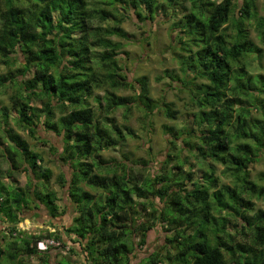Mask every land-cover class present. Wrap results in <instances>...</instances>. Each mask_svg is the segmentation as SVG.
Listing matches in <instances>:
<instances>
[{
  "label": "trees",
  "instance_id": "obj_1",
  "mask_svg": "<svg viewBox=\"0 0 264 264\" xmlns=\"http://www.w3.org/2000/svg\"><path fill=\"white\" fill-rule=\"evenodd\" d=\"M255 1L244 0L242 7L234 0L108 2L144 22H153L158 9L165 15L178 8L188 11L172 24L185 52L177 55L183 77L165 73L190 92L193 125L167 127L174 141L166 169L146 176L128 162L104 157L105 150L121 147L134 135L116 122L114 112L124 108L127 119L135 106L146 115L160 110L176 120L178 111L165 98L152 97L148 76L135 79V85L121 72L117 56L123 43L113 37L127 35L121 26L128 18L125 13L94 6L91 0H0V65L7 68L0 74V88L13 89L17 122L31 138L42 140L38 126L62 137L58 158L73 169L69 188L78 213L61 231L31 234L13 226L10 230L19 231L28 254L41 252L35 245L39 239L54 238L65 248L63 235L74 234L69 240L79 241L84 264H133L148 231L163 222L173 232L167 244H174V253L169 248L165 255L153 252L141 264H264V209L254 202L264 200V171L259 181L251 172L264 154V72L251 67L253 58L263 55L264 15L258 14ZM231 22L234 33L222 31ZM248 26L254 27L262 46ZM20 54L24 60L14 68ZM199 78L209 83H199ZM136 86L134 97L117 93ZM1 102L0 121L7 124L10 115ZM6 124L0 128V212L10 217V208L28 204L34 187L28 183L19 188L12 176L31 172L45 184L52 171L44 166L42 154ZM192 154L205 167L202 180L185 173ZM173 161L176 165L167 167ZM5 163L7 170L2 169ZM218 165L223 167L220 176ZM222 176L229 182H221ZM5 178L13 183L5 184ZM58 182L65 186V173ZM40 185L32 193L55 218L57 197L53 191L43 193ZM61 264L75 261L65 258Z\"/></svg>",
  "mask_w": 264,
  "mask_h": 264
},
{
  "label": "rangeland",
  "instance_id": "obj_2",
  "mask_svg": "<svg viewBox=\"0 0 264 264\" xmlns=\"http://www.w3.org/2000/svg\"><path fill=\"white\" fill-rule=\"evenodd\" d=\"M111 0H91L94 6L101 8H109L117 13L125 15L128 17L121 26L126 31V36H114L115 41H121L123 43L121 50L117 56L118 62L123 69V73L127 75L128 81L135 83V79L141 76H148L150 83V92L152 97L155 99L165 98L167 101L172 102L173 108L178 111V117L176 120L168 119L164 113L160 110H156L152 115H146L145 112L139 110L137 107L133 106V110L128 114L126 119L124 116V108H119L114 112L115 120L121 125H125L133 129L134 135L129 136L126 142L116 149H108L103 152L104 157H115L118 160L128 162L130 166H133L135 171H142L146 176L157 173L159 170L166 169L163 167L166 161L168 153L173 149L174 136L167 128L173 127H183L184 125H193L192 107L188 106L190 92L183 90L179 83V80H174L172 77L165 73L169 71L170 74L177 75L179 78L183 77V71L181 64L178 59V54L185 53L182 51V43L177 37L178 30H173V22L178 21L181 17L188 13L187 10L178 8V10L172 15H165L161 10H157L155 20L153 22H144L140 20L135 13H128L122 8V6L110 3ZM160 3L162 0H159ZM221 1V0H214ZM238 3L239 7H242L244 0H234ZM256 10L259 15H264V0L255 1ZM187 7L189 5L187 4ZM237 9L238 7L235 6ZM188 9V8H187ZM233 22L228 25H224L222 31L228 34L234 33ZM246 23L251 25L252 22L247 20ZM250 31V36L254 41L261 45L260 40L256 36V31L253 26H248ZM187 34L188 31H187ZM186 34V35H187ZM262 46V45H261ZM264 49V46H262ZM258 54H256L257 56ZM264 55V51H263ZM256 57L252 60L251 67H254L257 72H264V56ZM19 57V62L14 65V68L19 67L20 62H22L23 56L17 55ZM7 71L6 66L2 63L0 65V74ZM27 74L26 77H29ZM21 77V76H20ZM158 77H161L158 79ZM197 82L209 83L208 80L204 78H199ZM136 85V83H135ZM13 93V89L6 85L0 88V98L2 106L8 109L10 115L9 119L6 121L1 119L0 128L4 125L13 129V131L18 132L22 137L28 140L33 148H37L41 154L44 155L46 164L51 166L57 171V174L64 170L65 167L54 162V157L51 153H56L57 148L62 146V137L56 135L53 132H45L43 126H38L37 135L41 138H50L54 140L53 144L57 148L51 149L49 145L43 146L49 149L42 148L40 142H35V139L31 138L28 129L23 128L17 122L19 118L16 109L13 107L10 97ZM96 93L103 94L102 90H96ZM117 93L124 96L134 97L138 93L137 86L135 89L126 88L117 90ZM91 104L97 107L96 102L94 103L92 97L89 99ZM134 105V103H132ZM1 106V107H2ZM194 108V107H193ZM1 131V129H0ZM1 134V132H0ZM40 141V140H39ZM178 143V150L180 148L179 142L181 138L175 140ZM183 155H187L188 151L183 150ZM126 156V157H125ZM128 159V160H127ZM147 163V164H145ZM63 165V164H62ZM176 165L175 161L168 164L167 167ZM7 167V165H5ZM70 168V167H69ZM205 167L199 163V160L195 158L192 154L189 158V162L185 165V173L192 172L196 180H202V174ZM223 167L218 165L217 175L220 176V172ZM66 170V169H65ZM264 171V154L259 162H255L251 165V172L254 179L259 181V174ZM221 182H229L228 178L224 176L221 177ZM189 189L192 188V183L187 182ZM44 193V191H43ZM42 193V194H43ZM62 193V192H61ZM44 195V194H43ZM12 199V196L10 197ZM7 200V199H6ZM158 205H162L159 198L155 199ZM6 202V201H5ZM256 208L264 209L263 199H254ZM8 203V202H6ZM142 209L141 206H139ZM143 217H147L143 215ZM166 224L163 222L158 223L153 229L147 233V242L144 247L137 248L133 256V264H141L142 260L147 258L153 252H161L165 255L167 248L174 253V244H167L168 239L172 237L173 232L166 231ZM168 236V237H167ZM133 243L135 239L132 240ZM137 241V240H136ZM68 244V243H67ZM72 246L71 244H68ZM67 251L65 249H60ZM10 256L15 257L11 254ZM65 261V257L62 258Z\"/></svg>",
  "mask_w": 264,
  "mask_h": 264
},
{
  "label": "crops",
  "instance_id": "obj_3",
  "mask_svg": "<svg viewBox=\"0 0 264 264\" xmlns=\"http://www.w3.org/2000/svg\"><path fill=\"white\" fill-rule=\"evenodd\" d=\"M45 132H47L45 130ZM40 142L39 144L42 145V148L47 149L46 145H49L50 148L54 142L52 137L50 138H42V140H36L35 142ZM57 147V146H55ZM52 149V148H51ZM34 150L39 151L37 148ZM40 152V151H39ZM61 152V148H58V153L51 155L54 157V162L61 165V167H65L64 170L61 172L65 173L66 177V184L65 186L60 185L58 182L59 174L57 171L53 169L51 166L46 164L45 160L43 162L44 166H47L52 171V176L50 180L44 184V179L40 178L37 175H34L30 172H19L15 173L12 178L16 180L15 185L19 188H25L28 183L34 184L33 189L36 188L37 184H41L40 188H43L44 193L54 192L55 196L57 197L56 203L58 205V215L57 217H53L50 213V209L39 199H36L33 193H29V202L22 209H18L16 207L10 208L9 217L4 212H0V264H61L62 258L65 257L66 259L70 258L75 261V264H84V254L79 246V241L71 242L69 240L70 237L73 239L76 235H63L65 242L71 244L72 247L75 248L74 252H68L60 249H52L45 253H34L28 254L25 251L24 242L18 232V236L12 235V231L10 230L13 226H18L19 228L23 229L28 233L35 234V233H45L47 230H63L65 227L70 226L73 223L75 217L78 216V213L74 210V204L70 194L69 188V179L73 172V169L69 166L68 163H64L63 161L58 158L59 153ZM41 153V152H40ZM44 157V155L42 154ZM45 159V157H44ZM63 164V165H62ZM7 165V167L5 166ZM8 164L5 163L2 165V169L7 170ZM70 167V168H69ZM10 178V177H9ZM5 184L13 183L8 178L3 179ZM44 184V185H43ZM62 192V193H61ZM53 224L55 227H53ZM18 230V229H17ZM17 242V245L14 244ZM136 251V250H135ZM11 254L15 255V257L10 256Z\"/></svg>",
  "mask_w": 264,
  "mask_h": 264
},
{
  "label": "built area",
  "instance_id": "obj_4",
  "mask_svg": "<svg viewBox=\"0 0 264 264\" xmlns=\"http://www.w3.org/2000/svg\"><path fill=\"white\" fill-rule=\"evenodd\" d=\"M18 232H12V235L14 236H18L17 235ZM35 245H36V248L41 251V252H45V251H48L50 250L51 248H63L65 250H69L70 249V245L67 244V246L62 247L63 246V243L59 240H56L54 238H51V237H46V238H42V239H39L35 242Z\"/></svg>",
  "mask_w": 264,
  "mask_h": 264
}]
</instances>
